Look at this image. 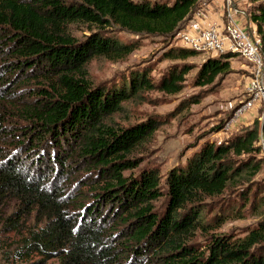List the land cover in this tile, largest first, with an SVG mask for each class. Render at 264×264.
<instances>
[{"label": "trees", "instance_id": "obj_1", "mask_svg": "<svg viewBox=\"0 0 264 264\" xmlns=\"http://www.w3.org/2000/svg\"><path fill=\"white\" fill-rule=\"evenodd\" d=\"M207 1L0 0V211L12 207L1 224L14 233L12 245L0 249L4 258L264 264V187L251 183L264 160L260 127L225 142L205 141L165 179L156 168L136 172V154L158 122L123 128L110 120L145 91L179 92L192 67L183 63L157 83L149 70L133 69L118 83L98 86L86 71L93 58L117 61L138 47L109 29L171 38L188 29ZM249 2L264 53V0ZM75 24L89 33L74 37ZM198 55L180 47L169 52L182 61ZM235 57L207 56L197 85H214ZM229 192L238 197L224 201ZM248 203L256 221L243 236L218 232L226 220L245 218Z\"/></svg>", "mask_w": 264, "mask_h": 264}, {"label": "rangeland", "instance_id": "obj_2", "mask_svg": "<svg viewBox=\"0 0 264 264\" xmlns=\"http://www.w3.org/2000/svg\"><path fill=\"white\" fill-rule=\"evenodd\" d=\"M242 10H244V14L241 16L245 20L243 25L251 30L256 39H259L255 32L257 30L254 29L255 25L250 27L248 24L249 10ZM109 30L119 41H133L138 47L121 60L91 59L86 71L94 86L118 83L133 69L149 70L153 82L157 83L171 70L179 69L183 63L192 67V70L184 76L179 92L170 94L158 88L145 91L141 97L124 103L121 113L113 116L111 120L109 119L123 128L148 119L158 122V127L151 138L136 154V159L140 163L136 172L146 168H156L165 179L172 168L184 163L187 157L205 141L225 142L234 135L252 129L256 125L260 127L261 131L264 120H261L260 114L264 111V103L262 106L257 104L253 109L244 113H238V109L245 102L246 87L253 76L248 71L247 62L238 54H235L236 57L231 59V70L226 76L218 79L214 85L201 87L196 83V76L208 55H198L186 61L173 60L170 58L169 52L175 48H185L177 35L165 38L147 34L132 35L122 32L118 28ZM70 32L78 39L89 33L87 27L82 24L71 25ZM220 126L222 129L215 130ZM251 183H258L264 187V160L263 166L252 178ZM237 197L236 192H229L224 196L226 198L224 201H230ZM216 201V204L212 206L214 212L221 205L218 204L219 199ZM163 204L164 200L160 201L158 205L162 206ZM12 210V207H6L0 211V249H6L12 245L14 233L3 230L1 224V216L8 215ZM211 211L208 212L207 219L213 217ZM244 212L245 218L226 220L218 232H232L243 236L241 232L256 221L249 203L244 208ZM196 239L202 240L199 234ZM0 264H20V262L18 263L12 256L9 258V255H5L4 258V253L0 250Z\"/></svg>", "mask_w": 264, "mask_h": 264}, {"label": "built area", "instance_id": "obj_3", "mask_svg": "<svg viewBox=\"0 0 264 264\" xmlns=\"http://www.w3.org/2000/svg\"><path fill=\"white\" fill-rule=\"evenodd\" d=\"M239 14H244V10L234 0H223L221 21H211L202 29L183 30L177 36L182 46L201 54L218 56L233 53L247 62L248 71L253 76L246 87L245 102L238 109L240 114L264 103V53L259 39L240 23ZM260 118L264 120V111ZM259 146L264 157V126L259 135Z\"/></svg>", "mask_w": 264, "mask_h": 264}, {"label": "crops", "instance_id": "obj_4", "mask_svg": "<svg viewBox=\"0 0 264 264\" xmlns=\"http://www.w3.org/2000/svg\"><path fill=\"white\" fill-rule=\"evenodd\" d=\"M240 9H248L250 7L249 0H234ZM221 14H223V0H208L202 9L197 13L188 25V29H197L199 27H205L211 21H221ZM239 21L244 23V18L239 14ZM250 17L247 15L248 24L250 27H254V24ZM256 29V26L255 28ZM257 32V31H255Z\"/></svg>", "mask_w": 264, "mask_h": 264}]
</instances>
